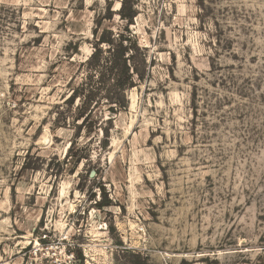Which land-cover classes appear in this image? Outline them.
I'll return each mask as SVG.
<instances>
[{
	"label": "rangeland",
	"instance_id": "obj_1",
	"mask_svg": "<svg viewBox=\"0 0 264 264\" xmlns=\"http://www.w3.org/2000/svg\"><path fill=\"white\" fill-rule=\"evenodd\" d=\"M120 4L0 0V264H264V0ZM125 27L141 79L73 120Z\"/></svg>",
	"mask_w": 264,
	"mask_h": 264
},
{
	"label": "trees",
	"instance_id": "obj_2",
	"mask_svg": "<svg viewBox=\"0 0 264 264\" xmlns=\"http://www.w3.org/2000/svg\"><path fill=\"white\" fill-rule=\"evenodd\" d=\"M118 12L120 18L129 24L135 15V11L127 5V0H121ZM124 30L126 33L113 34L108 29H102L94 44V50L81 64L80 68H84L82 82L72 89L65 100L68 106H72L76 99L80 102L76 106L77 114L73 120L83 119L84 123L90 119L93 110L98 107L99 94L105 97L109 111L125 107V91L134 85L135 77L141 79L142 75L136 63L140 48L128 28L125 27ZM101 44L106 45V49H102Z\"/></svg>",
	"mask_w": 264,
	"mask_h": 264
}]
</instances>
